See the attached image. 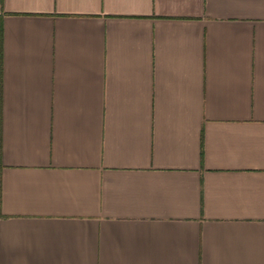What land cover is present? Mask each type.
<instances>
[{"label":"crops","instance_id":"obj_1","mask_svg":"<svg viewBox=\"0 0 264 264\" xmlns=\"http://www.w3.org/2000/svg\"><path fill=\"white\" fill-rule=\"evenodd\" d=\"M0 264H264V0H0Z\"/></svg>","mask_w":264,"mask_h":264},{"label":"trees","instance_id":"obj_2","mask_svg":"<svg viewBox=\"0 0 264 264\" xmlns=\"http://www.w3.org/2000/svg\"><path fill=\"white\" fill-rule=\"evenodd\" d=\"M1 31V30H0ZM0 36H1V33H0ZM0 59H1V56H0Z\"/></svg>","mask_w":264,"mask_h":264}]
</instances>
